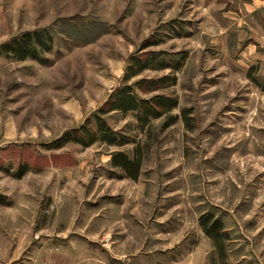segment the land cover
<instances>
[{
  "label": "rangeland",
  "instance_id": "rangeland-1",
  "mask_svg": "<svg viewBox=\"0 0 264 264\" xmlns=\"http://www.w3.org/2000/svg\"><path fill=\"white\" fill-rule=\"evenodd\" d=\"M245 2L0 0V45L54 39L38 59L0 57V264H264V0ZM150 52L179 68L125 83ZM125 84L179 104L145 128L102 114ZM97 115L129 143L56 146ZM136 149L134 180L111 158Z\"/></svg>",
  "mask_w": 264,
  "mask_h": 264
},
{
  "label": "trees",
  "instance_id": "trees-1",
  "mask_svg": "<svg viewBox=\"0 0 264 264\" xmlns=\"http://www.w3.org/2000/svg\"><path fill=\"white\" fill-rule=\"evenodd\" d=\"M53 42L54 39L49 32L44 30L28 31L24 33L21 38H15L0 45V57L6 55L14 56L20 60L29 57L38 59L41 53L48 52L53 48ZM160 54L161 53L150 52V56L146 58H143V56L132 58L131 61H134L136 64V69H131V71L130 69L128 70V75L124 78L125 83L128 82L131 76H136L142 71L153 67L155 64H159V67L163 69L179 68L180 65L173 66L164 63V61L161 62L159 59ZM251 70L252 69L249 71L251 72ZM143 82L144 81H140L136 86L142 87ZM147 84L148 87H146L149 88V90L147 89L148 91H154L159 87L158 81H150ZM137 90L138 89H135L134 86L126 84L116 89L100 112L102 114L113 111L124 114L135 112L139 123L142 124V128H145L151 122V119L160 118L163 115L168 114L179 104L178 99L171 96L158 95L150 99H144L138 95ZM186 112L187 111H183L184 117L186 116ZM177 119V116L169 117L164 126H171ZM70 141L77 142L86 147L98 141L116 146H123L129 143V139L126 135L113 130L107 121L98 115L96 117L95 129H92L87 124L83 125L73 132H69L63 136L56 146L62 147ZM142 161V155L136 149L134 156H130L124 151L114 152L111 164L114 168L123 170L125 176L136 180L140 175ZM4 202L5 199L1 197L0 204H3ZM201 223L206 233L212 237L219 246L221 239L226 236V233L222 232V221L215 218L213 214H204L201 217Z\"/></svg>",
  "mask_w": 264,
  "mask_h": 264
},
{
  "label": "crops",
  "instance_id": "crops-1",
  "mask_svg": "<svg viewBox=\"0 0 264 264\" xmlns=\"http://www.w3.org/2000/svg\"><path fill=\"white\" fill-rule=\"evenodd\" d=\"M249 1L250 2H252V1H254V0H248V2H245L246 4L245 5H249L250 3H249ZM250 38V37H249ZM249 39H247V41H248ZM251 40H252V38H251ZM250 51H252V47H248V52H250ZM252 57H253V55H251ZM262 72L264 73V69H262ZM264 75V74H263ZM264 77V76H263ZM112 159V158H111ZM112 165V164H111ZM113 167V166H112ZM114 168V167H113ZM115 169H118V168H115ZM118 170H121V169H118ZM121 171H123V170H121ZM140 173H141V171H140ZM130 178V177H129ZM139 178V177H138ZM131 179V178H130ZM137 180V179H136Z\"/></svg>",
  "mask_w": 264,
  "mask_h": 264
}]
</instances>
